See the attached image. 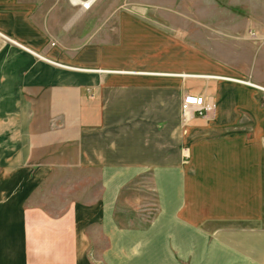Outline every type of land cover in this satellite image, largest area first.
Returning <instances> with one entry per match:
<instances>
[{
  "label": "crops",
  "instance_id": "obj_1",
  "mask_svg": "<svg viewBox=\"0 0 264 264\" xmlns=\"http://www.w3.org/2000/svg\"><path fill=\"white\" fill-rule=\"evenodd\" d=\"M22 1L0 0V264H264L260 229L254 257L226 236L227 220L244 217L243 181L234 197L222 191L227 172L237 176L243 161L242 142L227 138V129L257 103L222 97L227 87L195 79L175 89V71L100 63L94 55L71 61L61 52L67 31L59 13L52 28L51 2ZM69 91L76 94L74 138L64 130L68 110L49 108L53 92ZM185 94L212 98L216 113L184 122ZM40 121L48 129L37 128ZM262 132L258 121L256 139ZM253 151L252 212L260 221V141ZM144 172L152 174L159 214L146 231L120 229L119 192Z\"/></svg>",
  "mask_w": 264,
  "mask_h": 264
},
{
  "label": "rangeland",
  "instance_id": "obj_2",
  "mask_svg": "<svg viewBox=\"0 0 264 264\" xmlns=\"http://www.w3.org/2000/svg\"><path fill=\"white\" fill-rule=\"evenodd\" d=\"M37 1L51 2L52 28L57 24L55 14L61 15L62 29L67 31V42L61 52L71 61L81 55L85 59L94 55L99 56L100 63L160 72L175 71L180 73L175 75V89L181 88L184 81L195 79L206 81L214 90L227 87L222 97L257 103L256 111L246 109L242 114L244 118L227 129V138L242 142L239 145L243 150V161L237 176L227 172L229 176L225 177L222 187V191L234 197L236 180L243 181L244 217L237 221L227 220L226 236L229 242L240 245L245 255L256 256L260 250L257 229H260L264 242V220L253 218L252 194L256 193L257 179L256 171L251 167V154L257 141L264 147V132L258 139L255 137L258 121L264 124V90L205 75L228 76L264 86V0H97L87 11H82L80 5L73 6L71 0L22 2L32 5ZM185 73L203 76H183ZM241 88L249 93L239 92ZM64 94L53 92L49 108L53 114L68 110L70 115L64 123V130L74 138L77 129L74 117L76 94L70 91ZM55 97L67 102H55ZM41 108L45 112L48 110L44 105ZM38 126L39 129H48L49 123L40 121ZM263 176L261 173L262 182ZM158 214L159 197L151 172L135 176L121 188L114 213L118 228L146 231ZM100 253L99 246L96 254ZM178 264L189 262L178 258Z\"/></svg>",
  "mask_w": 264,
  "mask_h": 264
},
{
  "label": "built area",
  "instance_id": "obj_3",
  "mask_svg": "<svg viewBox=\"0 0 264 264\" xmlns=\"http://www.w3.org/2000/svg\"><path fill=\"white\" fill-rule=\"evenodd\" d=\"M213 99L202 95L187 94L181 103V116L184 122L190 121L196 114L204 116L215 109Z\"/></svg>",
  "mask_w": 264,
  "mask_h": 264
},
{
  "label": "bare ground",
  "instance_id": "obj_4",
  "mask_svg": "<svg viewBox=\"0 0 264 264\" xmlns=\"http://www.w3.org/2000/svg\"><path fill=\"white\" fill-rule=\"evenodd\" d=\"M97 0H71V3L73 5H80L82 6V9L83 10H88L90 9L94 3L96 2Z\"/></svg>",
  "mask_w": 264,
  "mask_h": 264
}]
</instances>
